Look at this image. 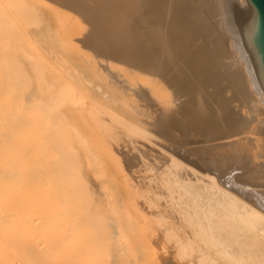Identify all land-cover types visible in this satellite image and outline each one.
<instances>
[{"label":"bare ground","instance_id":"bare-ground-1","mask_svg":"<svg viewBox=\"0 0 264 264\" xmlns=\"http://www.w3.org/2000/svg\"><path fill=\"white\" fill-rule=\"evenodd\" d=\"M232 4L0 0V264H264Z\"/></svg>","mask_w":264,"mask_h":264},{"label":"water","instance_id":"water-1","mask_svg":"<svg viewBox=\"0 0 264 264\" xmlns=\"http://www.w3.org/2000/svg\"><path fill=\"white\" fill-rule=\"evenodd\" d=\"M234 24L250 54L264 89V0L229 6Z\"/></svg>","mask_w":264,"mask_h":264},{"label":"rangeland","instance_id":"rangeland-1","mask_svg":"<svg viewBox=\"0 0 264 264\" xmlns=\"http://www.w3.org/2000/svg\"><path fill=\"white\" fill-rule=\"evenodd\" d=\"M187 36V35H186ZM189 37V36H188ZM204 40V39H203ZM189 57L188 54H185V56L183 57L182 61H185V59H187Z\"/></svg>","mask_w":264,"mask_h":264}]
</instances>
